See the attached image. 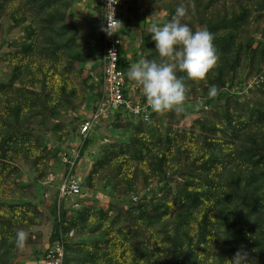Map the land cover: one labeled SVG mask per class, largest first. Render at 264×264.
<instances>
[{"label":"trees","instance_id":"16d2710c","mask_svg":"<svg viewBox=\"0 0 264 264\" xmlns=\"http://www.w3.org/2000/svg\"><path fill=\"white\" fill-rule=\"evenodd\" d=\"M145 1L154 6L142 17L140 60L163 59L149 27L171 20L178 6L181 23L211 33L217 58L200 80L176 70L185 85L181 117L193 111L188 125L175 111L167 121L151 110L145 120L121 108L109 117L115 130L99 142V124L85 139L79 124L104 92L102 74L85 69L103 56V32L100 52L91 49L84 24L69 19L75 0H0V264H18L24 246L38 264L47 248L42 232L30 229L49 219L48 243L63 244L62 264H264V0ZM118 64L134 83L120 49ZM259 74L262 81L248 87ZM215 102L220 112L204 110ZM74 134L83 142L73 174L81 158H94L81 193L100 190L109 200L58 204L60 176L46 183L55 153L71 158ZM65 143L70 148L60 149ZM59 162L62 177L70 164ZM18 231L26 234L22 247Z\"/></svg>","mask_w":264,"mask_h":264},{"label":"clouds","instance_id":"9594fccd","mask_svg":"<svg viewBox=\"0 0 264 264\" xmlns=\"http://www.w3.org/2000/svg\"><path fill=\"white\" fill-rule=\"evenodd\" d=\"M100 2L102 1L100 0ZM124 2L125 0L118 6L119 31L122 28L119 17ZM102 9L104 21V6ZM183 16H185V8L178 6L172 19L168 22L159 24L153 21L149 32L151 39L155 42L156 52L163 59L160 62L142 59L131 64L126 73L129 80L134 81L139 87L146 99L147 106L154 112L162 113L170 110L182 112L184 110L185 85L182 78L177 77L176 70L184 72L189 79L200 80L205 77L206 71L217 58L211 33L206 29L192 30L188 24L181 23L178 19ZM107 19L108 26L102 27V32L105 31L111 35L116 31V26L110 25L109 18L107 17ZM261 77L263 78V75L259 74L251 78L248 87L257 83L251 84L255 78H259L258 82L262 81ZM25 235L24 231H18L15 234L17 246H23Z\"/></svg>","mask_w":264,"mask_h":264},{"label":"built area","instance_id":"2783aa9c","mask_svg":"<svg viewBox=\"0 0 264 264\" xmlns=\"http://www.w3.org/2000/svg\"><path fill=\"white\" fill-rule=\"evenodd\" d=\"M101 1L103 2L104 6L103 28L108 26V17L109 24L115 25L116 31L112 32L111 35H108L105 31H103L104 49L102 56V78L104 92L98 102L96 110L79 124V133L83 135L84 139L95 124H99L101 120L109 118L115 111L120 110L121 108L135 115H139L145 120L149 119V115L152 110L147 106L146 101L142 102L138 99L136 94L130 93L125 73L118 64L119 46L122 43V40L118 34L120 27L118 20V6L123 2V0ZM258 80L259 78H255L251 84L258 82ZM82 142L83 140L80 141V145ZM76 149L77 154L75 157L70 154V158L67 152L60 153L62 161L69 162L70 166L68 171L62 175L59 183L57 184L58 204H60V201H62L64 198L70 197L73 199V203L71 205L75 207L80 206V202L76 199V197L81 193V182L77 174H73L72 171L75 166L76 159L79 157L80 148L78 144L70 148L71 153L75 152ZM54 179L55 177L53 173H50L47 183H51ZM47 193L48 191L45 192V196L48 195ZM63 257L64 247L63 244L58 241L47 246L44 257L42 258V264H62Z\"/></svg>","mask_w":264,"mask_h":264},{"label":"rangeland","instance_id":"374dc122","mask_svg":"<svg viewBox=\"0 0 264 264\" xmlns=\"http://www.w3.org/2000/svg\"><path fill=\"white\" fill-rule=\"evenodd\" d=\"M78 1H82L83 3L80 5L81 6V8H84V14H86V16H88V14L90 13V10H91V8L93 7V4L97 1V0H78ZM127 0H125V2H126ZM129 1V0H128ZM132 1V0H131ZM137 1H139L140 2V4H139V10H138V12H136V14L135 13H133V15H137V17L136 18H134L135 19V22H136V25L135 26H142L141 24H140V18H138V16H146V17H148L147 15H149L148 14V10H151L150 8H152L153 6H154V4L152 3V2H149V1H145V0H137ZM125 2H124V4L123 5H125ZM132 2H134V0L132 1ZM87 5H90L91 7H88ZM123 5H122V7H123ZM122 7H121V9H122ZM75 14H77V12H75ZM81 16H78V18H80ZM71 18H73V19H71ZM71 18L69 17V19L70 20H75V18H74V16H72L71 15ZM120 18H121V26L122 25H124L125 24V18H124V16L122 17V16H120ZM142 18V17H141ZM77 19V18H76ZM82 19L84 20V17H82ZM82 19H81V21L80 22H82ZM99 20H100V16H99ZM141 22H142V20H141ZM143 23V22H142ZM263 23L262 22H260L259 21V25H262ZM199 30H201V28L199 29ZM127 33V32H126ZM17 36L19 37V34H17ZM124 36V37H123ZM120 37H121V35H120ZM126 37H127V35L126 34H124V33H122V37H121V40H122V43L120 44V46H119V49H120V51L123 53V52H125L126 51V46H127V39H126ZM9 48H5V50H8ZM96 49V48H95ZM97 50V49H96ZM0 54H1V50H0ZM136 58V57H135ZM88 63V62H87ZM88 66V65H87ZM86 65H85V69H86V72H90V70H89V68L87 67ZM92 69V68H91ZM2 75H3V71H2V69L0 68V76L2 77ZM246 90V89H245ZM130 91V90H129ZM224 91H228V87L224 90ZM131 93V92H130ZM248 96H246V98H247ZM85 98V95H83L82 97H81V100H83ZM205 100V98L204 99H199V100H197V103H192V104H194L193 105V108H197V107H200V105H202V103H203V101ZM189 105H191V102L190 103H186V107L189 109V108H191L192 106H189ZM209 106H207V107H204V110L206 109V110H209V109H212V110H214V111H216V112H220L221 111V109L223 108V104L220 102V104H218V102L216 103H214V104H208ZM183 112V111H182ZM182 112H176L175 111V113H176V115L178 116V118H181L180 119V123H181V125L182 126H186V125H188L189 123H190V119L192 118V116H191V113L193 112V111H186V116L184 117V118H182L181 117V114H182ZM161 116H163L164 117V119L165 120H170V114H169V111H165V112H162V114H161ZM108 122H110V118H106V119H103V120H101L100 122H99V127H100V129L98 130V135L100 136V139H99V142H102L103 141V139H105V137H107L108 135V133L110 132V131H112V130H115V129H112V127L110 126V123H108ZM108 126V127H107ZM120 131L118 130V131H116V133H119ZM103 135H105L104 137H103ZM74 136V138L73 139H69L68 141V143L71 145V144H73V145H71V146H76L77 144H79L80 143V139H79V135H76V134H74L73 135ZM50 141H49V143H51L52 141H53V139H49ZM72 141V142H71ZM98 142V143H99ZM58 147V146H57ZM66 149V150H68L70 147L65 143V144H63L61 147H60V149ZM96 149H97V146L96 145H91V146H89L88 147V150H89V152L90 151H96ZM57 150V149H56ZM55 150V151H56ZM70 153H71V151H70ZM58 154V152L57 153H55V156H54V162H56L55 164H56V166H55V168H56V173H55V171L53 172V175H54V177L56 178V177H58V176H60V179H61V162H59V160H60V153H59V155H57ZM74 157L76 156V154H77V149L75 150V152H73V153H71ZM56 158V159H55ZM82 160H81V162L79 163V166H78V171H77V176H78V178L80 179V182L82 181V180H84V178H85V176L88 174V171H89V169H90V166H91V164H92V162H93V159L94 158H92L91 156H84L83 158H81ZM22 170L24 171V174H25V178L26 179H28V180H33V177H34V173H33V171H31V168H30V166L29 165H26L25 163H23L22 164ZM52 173V172H51ZM46 183H47V181H46ZM53 187H54V185H52ZM55 188V187H54ZM39 192L41 191V189L40 190H38ZM47 192V191H46ZM48 195H46V196H48V197H46L45 196V193H44V198H49V196H50V194H52V189H49L48 190V193H47ZM79 196H83V197H86V198H88L89 200H91V201H99V202H102V201H104V200H109L110 199V197L108 196V195H105L104 193H102L100 190L98 191H95V192H93V191H87L86 193H80V195ZM82 197V198H83ZM79 198H81V197H79ZM39 200V199H38ZM78 200H80V202L82 201V199H78ZM40 201V200H39ZM68 204H72L73 203V199L72 198H69L68 199ZM39 205L43 208V209H45L47 212H49V209L46 207V205L43 203V201H40L39 202ZM51 228H52V221H51V219H49V220H46L41 226H33V227H31V231H33V232H36V231H41L42 232V238H41V245L43 244V248H45L46 249V247H47V244H48V242H49V235H50V232H51ZM24 251H26V253L27 254H25V255H23V256H21L20 258H18L17 259V262H18V264H23V262H25V259H27L28 257H29V255H30V248L29 247H27V246H24Z\"/></svg>","mask_w":264,"mask_h":264},{"label":"crops","instance_id":"0c3cea01","mask_svg":"<svg viewBox=\"0 0 264 264\" xmlns=\"http://www.w3.org/2000/svg\"><path fill=\"white\" fill-rule=\"evenodd\" d=\"M132 1L127 0L125 2V5H123L121 9V16L122 17L124 16L126 20L125 24L122 25V28L125 27L127 32H129L126 37L127 46H126V51L123 52V57L127 58L132 63H137L140 60L139 59V33H140V29L143 27L142 22H141L142 20L141 17H144V16H138V18H140V24L142 26L141 27L135 26L136 22L134 18H136L137 15H133V13L136 14V11L138 12L139 8L136 7L134 2ZM82 3H83L82 1L75 0V6L73 8L72 14H70L69 17L71 18V15L74 16V18L76 17L77 18V19L75 18L76 21H79V20L81 21L82 17H84V20L82 19V22H81L84 24V34L82 35V37L84 40L89 41L91 49L96 48L97 51L100 52V49L97 47L99 43V39L101 38V32H102V27H103V9L100 4V0H97L93 4V7L91 8L88 16L84 14L85 10L84 8H81L80 6ZM87 6L91 7L90 5H87ZM75 12H77V14H75ZM78 16H81V17L78 18ZM99 16H100V20H99ZM126 23H128V25H126ZM86 66L89 68L92 74H96L97 72H99V75L97 76L100 77L102 74V71H99L102 66V57H99V58L95 57L93 60H90L88 63H86ZM130 82H134V81H130ZM134 84L135 82L128 83L129 85L128 88L132 94L137 95V90H136L137 86ZM23 264H34L33 257H28L27 259H25V262H23ZM38 264H42V258Z\"/></svg>","mask_w":264,"mask_h":264}]
</instances>
